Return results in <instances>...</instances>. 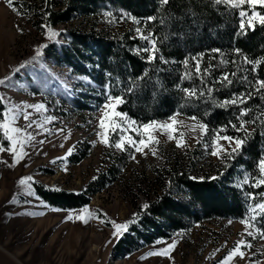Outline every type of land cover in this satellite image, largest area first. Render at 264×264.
I'll use <instances>...</instances> for the list:
<instances>
[{
    "label": "rangeland",
    "instance_id": "1",
    "mask_svg": "<svg viewBox=\"0 0 264 264\" xmlns=\"http://www.w3.org/2000/svg\"><path fill=\"white\" fill-rule=\"evenodd\" d=\"M45 4L46 0H16L23 13L19 15L7 6L6 0H0V79L11 77L7 86L0 85V96L6 97L5 104L44 103L48 109L44 115L57 118L46 125L51 134L29 129L35 140L26 148L29 155L19 164L10 168L0 163V264H218L241 239L244 228L238 221H205L160 239L177 241L171 259L148 255L166 246L154 242L128 258L110 261L111 249L122 235L114 237L113 225L101 223V219L124 224L136 216L138 209L143 210L144 204L164 193L175 176L212 179L224 174L223 163L210 154L211 148L206 145L212 138L201 137L199 129L191 132L181 128L187 147L178 148L174 141L160 136L157 156L137 153L135 160L130 158V152L99 143L95 135L98 108L106 102V96L94 90L90 79L58 61L59 49L68 44L63 34L72 29L104 36L112 32L136 33L135 23L126 24L106 15H74L68 23L50 26L59 35L49 40L48 28L41 27L47 25L41 16ZM45 44L48 46L41 50L38 61H32L36 49ZM29 61L32 62L25 69L14 73L20 64ZM29 111H33V119H40L34 110ZM176 118L189 126L199 123L181 115ZM23 125L21 119L19 126ZM57 129L64 131L57 134ZM41 140L45 142L41 144ZM72 146L73 155L52 163ZM0 161L11 163L12 157L0 153ZM101 174L110 181L85 206L100 219H89L87 224L75 218L85 207L71 210L73 219L69 221L66 217L70 210L52 211L34 194L33 187L17 183L21 177L32 176L34 182L51 189L77 193ZM29 191L33 194L29 195ZM13 197L17 202L9 203ZM252 244L246 257L264 264V239L258 238ZM232 264H250V260L237 257Z\"/></svg>",
    "mask_w": 264,
    "mask_h": 264
},
{
    "label": "trees",
    "instance_id": "2",
    "mask_svg": "<svg viewBox=\"0 0 264 264\" xmlns=\"http://www.w3.org/2000/svg\"><path fill=\"white\" fill-rule=\"evenodd\" d=\"M47 1L50 4L46 2L41 16L48 26L68 23L74 15L98 18L110 12L112 15L108 17L126 24L133 22L130 17H135L141 21L135 24L136 28L156 33L160 53L169 61L167 64L157 61L149 65L141 59L135 49L143 47L144 41L134 39L137 34L130 32H112L104 36L72 29L63 34L68 44L58 51V61L90 79L96 92L105 95L110 91L112 95L124 96L126 103L118 110L127 113L132 120L143 124L179 113L189 118L195 116L197 122L206 124L207 137L212 138L222 127H227V135H244L229 124L237 122L238 109L220 108L217 104L234 92L248 90L247 82H241L240 76L248 75L249 80L264 79V65L252 73L247 71L251 65L243 64L245 56L252 60L264 59V26L257 23L255 30L246 27L241 32L238 14L223 5L210 4L209 0H170L163 9L159 0ZM149 16L158 19L145 23ZM160 18L164 19L163 24ZM213 49H220V52ZM236 49L241 55L236 54ZM192 57L200 60L202 69L212 66L205 83L218 90L211 97L188 99L182 91L183 88L206 91L195 75L191 79H181L191 70ZM185 59L189 60L188 69L183 66ZM146 70L148 76L139 81V87L133 93H127L129 79L135 80ZM224 72H237L231 86L215 83ZM3 107L0 104V109ZM247 107L253 111L245 119H254L264 112V101L256 94ZM246 127L251 136L240 155L223 163L224 174L216 179L205 177L201 180H191L186 175L175 176L164 193L150 200L147 209H138L136 216L129 220L135 222L129 223L128 231L113 245L110 261L128 258L157 240L167 239L172 233L194 224L214 219L239 222L251 203L246 193L262 190L244 184L243 179L256 173V161L264 154V120ZM109 181L101 174L77 193L51 189L37 182H33L32 187L34 194L51 208L75 210L87 206L91 196L102 192ZM258 227L264 228V220Z\"/></svg>",
    "mask_w": 264,
    "mask_h": 264
},
{
    "label": "snow or ice",
    "instance_id": "3",
    "mask_svg": "<svg viewBox=\"0 0 264 264\" xmlns=\"http://www.w3.org/2000/svg\"><path fill=\"white\" fill-rule=\"evenodd\" d=\"M47 2V0H46ZM170 0H159L161 9L168 5ZM210 4L216 6L223 5L226 9H231L235 11L240 17L239 28L241 32L247 29L255 30L256 24L264 26V0H209ZM6 4L14 12L19 15L23 13L20 12L19 8L16 6V0H6ZM107 16L112 14L105 13ZM128 15V14H125ZM135 24H140L141 21L135 17H130ZM158 17L149 16L147 22L156 21ZM160 23H164V19L160 18ZM41 27H47L48 33L47 38L49 40L55 39L59 35L56 31L52 30L48 25H42ZM22 31V30H21ZM137 33L134 39L138 38L144 41V46L135 49V53L141 56L147 64L153 65L157 61L167 64V61L163 55L160 53L159 39L155 32L151 30H142L140 27L135 29ZM48 45H41L35 51V56L32 57V61H38L41 56V50L46 48ZM214 52H220V49H213ZM236 54L241 55L239 49L235 50ZM202 56V54H201ZM193 63L190 71H186L181 79H191L193 75L196 76L203 85L205 90L198 88H183L182 91L185 93L188 99L198 98L208 96L211 97L214 89L205 83V77L210 76L209 68L202 69L200 66V60L197 57L191 58ZM32 61L25 62L19 65L14 70V73H18L21 69H25L28 63ZM221 63L227 64L229 61H221ZM235 64L236 61H231ZM243 64L251 65V68L247 71L255 73L257 67L264 65V59L252 60L247 56L243 59ZM185 69L189 68V60L185 59L183 62ZM244 71L243 69H239ZM110 75V74H109ZM148 76V71L146 70L140 77L135 80L129 79V84L126 89L127 93H133L139 87V81L143 80ZM237 76V72H224L215 80L216 84L222 87L231 86L234 83V77ZM11 77H5L0 79V85L7 86ZM241 82H247L248 90L245 92L232 93L230 97L225 98L220 101L217 106L220 108L235 107L238 109L236 116V123L229 122L231 128L236 132H243V136H230L225 134L227 132V127H222L218 129L212 137L210 144L206 145L211 148L210 154L225 163L227 160H234L236 156L240 155L243 148L246 146L251 132L246 127L248 124H255L257 120H264V112H261L259 117L254 119H245L252 113V109L247 107L250 100L254 98V95L258 94L259 99L264 101V79L254 78L249 80L248 75H242L239 77ZM107 88V86H106ZM106 102L98 108L100 116L97 121V131L95 135L98 137L99 143L103 144L105 147H114L121 152H130V158L132 160L136 159V154L147 156L149 153L154 157L157 156V149L160 145V136H165L168 141H174L176 147L184 148L187 147V141L185 133L181 131V128H188L189 131L195 132L199 129L201 137L208 134L207 125L204 123L193 124L191 126L185 125L183 121L177 120L176 113L168 118V121H157L151 120L147 123L138 124L137 121L132 120L128 117L127 113H123L118 110V108L126 103L124 96L112 95L110 91L105 92ZM6 97L0 96V104H3V109H0V153H8L12 157V162L0 161V163L7 164L8 167H15L21 162L25 157L29 155L26 148L30 145L32 141L35 140V135L29 129L35 128L37 134H51V129L46 127V125L51 124L57 118L55 116L44 115L48 111L44 103L28 104L21 102L20 104H5ZM39 115L40 119H33V111ZM24 121L23 126H19L20 120ZM191 120L196 121L195 116L190 117ZM64 129H57V134L63 132ZM70 138V134L64 137L65 140ZM221 141L225 143H221ZM41 140L40 143H44ZM200 140L197 139V143ZM95 144V142H93ZM226 145V146H225ZM60 147H64L63 144ZM75 146L69 147L65 156L57 157L52 163H56L57 160L65 161L68 157L73 155V149ZM227 167V164L225 165ZM256 173L254 175H246L243 179L244 184H249L250 187L255 189H262L256 193H246V196L251 201L249 204L246 214L240 218L239 223L243 226L244 231L240 233L241 239L237 240L235 245L228 250L227 254L218 261V264H232V262L239 257L243 260L248 258L250 264H259V261H251L250 257H246V252L251 251L252 242L256 239H264V228L258 227V224L264 220V154H261L255 164ZM216 179V177H212ZM34 178L32 176L21 177L18 180V185L27 186L31 189ZM33 193L29 191V195ZM16 198L13 197L9 203H16ZM148 204L143 205V209H147ZM52 211H60V209L53 208ZM79 213L75 218L76 220L82 221L87 224L89 219L96 218L100 219L99 214L91 212L87 207L79 210ZM30 215H36V213H29ZM43 215V213H38ZM106 216V214H103ZM67 220L71 221L73 216L71 210L69 215L66 217ZM101 223H110L114 227L113 236L119 238L125 232L128 231L129 223L135 222L129 221L124 224H118L111 220H100ZM229 223H232L230 220ZM251 238V239H249ZM155 243H164L166 246L158 251H151L148 253L150 256H165L171 259L170 253L175 249L177 241L173 240L171 243H167L162 240H157ZM220 251V249H217ZM254 256L255 253H252Z\"/></svg>",
    "mask_w": 264,
    "mask_h": 264
}]
</instances>
